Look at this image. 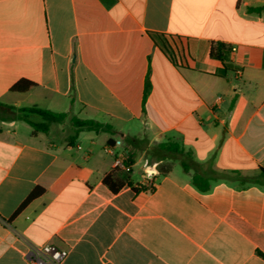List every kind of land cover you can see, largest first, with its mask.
Segmentation results:
<instances>
[{
    "label": "crops",
    "instance_id": "0c3cea01",
    "mask_svg": "<svg viewBox=\"0 0 264 264\" xmlns=\"http://www.w3.org/2000/svg\"><path fill=\"white\" fill-rule=\"evenodd\" d=\"M0 103L67 114L0 121V264H264V0H0Z\"/></svg>",
    "mask_w": 264,
    "mask_h": 264
},
{
    "label": "trees",
    "instance_id": "16d2710c",
    "mask_svg": "<svg viewBox=\"0 0 264 264\" xmlns=\"http://www.w3.org/2000/svg\"><path fill=\"white\" fill-rule=\"evenodd\" d=\"M230 52L229 47L216 43L212 45L210 48V57L215 60H218L222 63L224 68H227L226 58L228 53ZM33 87L32 83L21 81L18 82L11 88V92L23 94L26 93L30 88ZM149 84L146 81L144 86V98L148 92ZM73 103V100H71ZM67 118L66 113H55L48 110L39 109L37 107H22L17 108L14 106H9L0 103V121H21L27 124L32 129V134L36 135L38 133L46 134L52 124H62ZM70 127L72 129V134L68 138L69 144H72L78 133L81 131H92V132H105L111 133L112 129L108 124H103L93 120H84L76 117H71L69 120ZM110 144V142H108ZM164 148L171 152H182L181 149L176 144L167 143L164 145ZM261 175H264V171L261 172ZM113 178L111 175L106 176L103 179V183L107 185L112 191H115L111 187V183ZM201 191H207L209 189V185L199 186ZM40 195V192H32L28 198L21 205L18 212L23 209L29 202L36 199Z\"/></svg>",
    "mask_w": 264,
    "mask_h": 264
},
{
    "label": "built area",
    "instance_id": "2783aa9c",
    "mask_svg": "<svg viewBox=\"0 0 264 264\" xmlns=\"http://www.w3.org/2000/svg\"><path fill=\"white\" fill-rule=\"evenodd\" d=\"M114 167L129 172L130 168L120 158L114 161ZM67 252L55 245H28L25 259L30 264H61Z\"/></svg>",
    "mask_w": 264,
    "mask_h": 264
}]
</instances>
